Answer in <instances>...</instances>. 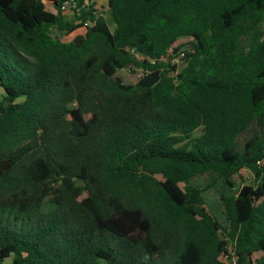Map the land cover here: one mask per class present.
<instances>
[{
  "label": "trees",
  "instance_id": "16d2710c",
  "mask_svg": "<svg viewBox=\"0 0 264 264\" xmlns=\"http://www.w3.org/2000/svg\"><path fill=\"white\" fill-rule=\"evenodd\" d=\"M67 1L0 0V264H264V0Z\"/></svg>",
  "mask_w": 264,
  "mask_h": 264
},
{
  "label": "rangeland",
  "instance_id": "374dc122",
  "mask_svg": "<svg viewBox=\"0 0 264 264\" xmlns=\"http://www.w3.org/2000/svg\"><path fill=\"white\" fill-rule=\"evenodd\" d=\"M93 1L95 3V5H94L95 10H97L98 13H100L107 20H109V17L107 15V11H106V7H105V2L102 0H93ZM46 7H47V9H50V6L48 4ZM63 14H64L65 18L70 19L73 16L72 15L73 11L68 9V10L64 11ZM108 23H109V26L111 28L112 24L110 22H108ZM61 38H63L64 40L67 39L66 37H63V36ZM188 41H189V39H187V38H180L175 42L174 46L177 47L179 45H184V44L188 43ZM174 61H178V59H174ZM116 75L118 77L122 78L123 81H125L127 83H134L136 81L137 77L139 76V72L138 71L130 72L127 70H121V71H118L116 73ZM240 175H241V177L237 179V182L239 183L240 186H242L243 184H245V185L250 184L251 176L249 175L248 172L242 171ZM194 183L199 184L200 186H203L204 180L199 179L198 181H195ZM221 192H222V187L216 185L215 187L207 190L204 194L209 211L213 215H216L220 221H222V219H223L222 215H221V207H220V204L218 202V195ZM10 262H11V258H8L4 261V264H10Z\"/></svg>",
  "mask_w": 264,
  "mask_h": 264
},
{
  "label": "built area",
  "instance_id": "2783aa9c",
  "mask_svg": "<svg viewBox=\"0 0 264 264\" xmlns=\"http://www.w3.org/2000/svg\"><path fill=\"white\" fill-rule=\"evenodd\" d=\"M60 9L63 12L66 11V10H68V9L72 10L73 13H74V11H75V13H78L79 12V9L76 7V3L73 0H69L67 2H64L61 5V8ZM96 13H98L97 10H96ZM90 25H91V21L90 20H86V21H84L81 24L82 28H86V27H88Z\"/></svg>",
  "mask_w": 264,
  "mask_h": 264
},
{
  "label": "crops",
  "instance_id": "0c3cea01",
  "mask_svg": "<svg viewBox=\"0 0 264 264\" xmlns=\"http://www.w3.org/2000/svg\"><path fill=\"white\" fill-rule=\"evenodd\" d=\"M102 1H104V0H102Z\"/></svg>",
  "mask_w": 264,
  "mask_h": 264
}]
</instances>
